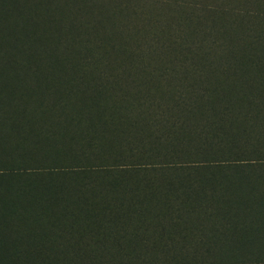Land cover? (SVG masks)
Returning <instances> with one entry per match:
<instances>
[{
    "label": "trees",
    "instance_id": "1",
    "mask_svg": "<svg viewBox=\"0 0 264 264\" xmlns=\"http://www.w3.org/2000/svg\"><path fill=\"white\" fill-rule=\"evenodd\" d=\"M108 1L0 0V71L43 77L18 82L53 122L8 191L48 231L3 264H264V71L239 61L264 49V0H116L107 30Z\"/></svg>",
    "mask_w": 264,
    "mask_h": 264
},
{
    "label": "rangeland",
    "instance_id": "2",
    "mask_svg": "<svg viewBox=\"0 0 264 264\" xmlns=\"http://www.w3.org/2000/svg\"><path fill=\"white\" fill-rule=\"evenodd\" d=\"M119 1V0H118ZM94 3H100L99 0H95ZM116 0H109L107 3L101 4V7L97 9L92 15L95 19H98L101 17V21H104L103 27L107 30H110L115 24H117L118 19L115 12H113V6L115 5ZM118 3V2H117ZM171 8H169L170 10ZM167 16V14L165 15ZM164 16V18H165ZM102 30V28H100ZM241 38V37H240ZM121 40V39H120ZM250 43V38H247L246 41L241 38L240 42L236 45L239 49H241V44ZM241 45V46H240ZM248 50V54L245 55L244 58H239V61L243 60L242 63L246 64L247 67L245 71L249 74L248 78H246L245 82L248 84H251L252 81H255L256 77H253V75H260L264 71V66L262 67V70L258 67L257 63H255L258 58L264 59V49L261 47L260 44H252L248 45L246 47ZM2 55V53L0 54ZM3 56V55H2ZM241 57L242 54H239ZM4 59L0 60V64L2 62H7L8 59L6 56H3ZM255 64V65H254ZM23 76V77H22ZM20 77L27 80V85L32 84L30 87H34L35 84L37 85L39 80L43 77H38L36 73H31L30 71H23L20 73V75H16L15 72L12 70H5L1 69L0 71V214H5V212H11L15 218L21 219V211L24 210L23 206H20L18 201H9L12 197L8 193L10 189H16L20 188L22 186V182L25 180L27 175L24 174L22 167L25 166V164H22L26 161H34L41 158H44L46 156L43 150V146H34L30 147L28 146L31 139H37L39 133V128L44 125V122L49 123L51 122V125H53L52 117H51V111L49 110V107H45L44 115L41 114V109L35 108V105L33 103H28V101L25 103V96H26V90H24L23 85L21 84ZM253 78V79H251ZM37 81V82H36ZM221 81V80H220ZM219 81V82H220ZM35 82V83H33ZM164 82V81H162ZM41 84V83H39ZM226 86V85H222ZM232 87V86H231ZM64 89V88H63ZM16 91L21 92V95L18 96L16 94ZM9 92H13L12 94H7ZM7 94V97H15L13 100L11 98L7 101L4 100V95ZM73 94V91H72ZM66 95V93L64 94ZM6 102L15 103L16 105L12 104H5ZM26 105H25V104ZM25 110V115L28 117L19 118V117H13V116H4L3 111L9 110V111H15V110ZM18 116V115H15ZM35 118V119H34ZM48 118V119H47ZM51 120V121H50ZM12 122H17L19 125H21V128H31L30 132L27 133L26 136L23 134H11L7 132L8 125ZM45 128H47L45 126ZM51 128L50 130H52ZM45 147V146H44ZM62 151H67L66 148ZM50 153V152H49ZM68 156V152H66ZM62 154V153H61ZM60 154V155H61ZM55 155L59 156V159H61V156L56 153ZM54 155V156H55ZM21 169V171L19 170ZM44 181V180H43ZM42 181V182H43ZM44 183V182H43ZM47 184H44V186H49ZM35 187V186H34ZM13 193L15 195V191L13 190ZM10 195V196H8ZM27 195V194H26ZM27 200L32 201V196L28 195L26 196ZM24 199V197H23ZM21 201V200H20ZM22 202V201H21ZM33 205V203H32ZM30 208V207H29ZM34 215H35V207L33 209ZM30 215V210L28 214V219H21V222L17 228H13L11 231H5L1 230L2 225L0 224V264H3L2 260L5 261V259L2 258L3 252H6L8 248H10L11 253L17 252L18 249H20V246H24L25 242H28L31 240V238H27L24 236V239L22 237L18 238L20 233H22V230L24 229L28 235H33L35 233H41L47 232L48 228L46 225L41 222L37 221ZM1 216V215H0ZM2 217V216H1ZM0 217V220H1ZM16 221V220H15ZM261 224L264 225V219H261ZM13 251V252H12Z\"/></svg>",
    "mask_w": 264,
    "mask_h": 264
}]
</instances>
